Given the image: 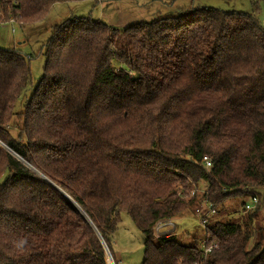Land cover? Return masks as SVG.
<instances>
[{
  "label": "trees",
  "instance_id": "1",
  "mask_svg": "<svg viewBox=\"0 0 264 264\" xmlns=\"http://www.w3.org/2000/svg\"><path fill=\"white\" fill-rule=\"evenodd\" d=\"M65 1L80 0H0V21L32 24ZM44 49V74L27 96L32 56L0 47V141L51 181L0 147V264H109L96 229L113 257L123 211L144 235L142 264H264V28L255 13L191 6L123 29L71 17ZM227 200L239 204L236 216L221 217ZM204 203L214 212L202 236L155 238L156 220Z\"/></svg>",
  "mask_w": 264,
  "mask_h": 264
},
{
  "label": "rangeland",
  "instance_id": "2",
  "mask_svg": "<svg viewBox=\"0 0 264 264\" xmlns=\"http://www.w3.org/2000/svg\"><path fill=\"white\" fill-rule=\"evenodd\" d=\"M191 6L223 9L233 12H246L256 14L264 28V0H80L65 1L54 4L48 14L32 24L23 25L16 16L11 15L8 20L0 21V47L20 49L23 53L31 55L30 68L32 71L31 83L24 95L29 96L36 88L44 74L46 56L44 55V45L50 38L55 26L65 19L71 17L91 16L93 19L106 22L110 26L123 29L138 22L160 19V17L175 16L183 13ZM1 13V9H0ZM1 18L4 19L2 16ZM5 18V19H6ZM13 19L14 22H11ZM13 28L15 31H13ZM24 97V96H23ZM22 98L19 101L21 104ZM19 104V105H20ZM205 190V185L201 184L198 193ZM261 207L258 221L264 220V188L260 189ZM259 198V199H260ZM242 199H238L240 203ZM249 200V199H248ZM259 203V202H258ZM239 205V204H238ZM233 200H227L222 216H236L234 211H240L239 206ZM199 210L187 209L179 216L171 217L173 223L177 225L173 236L187 237L188 235L202 236L205 226L200 224L204 214L209 217L213 214L210 206L204 205ZM199 216V217H198ZM204 219V218H203ZM208 219V216L207 218ZM203 223V221H201ZM206 225V224H205ZM154 230V229H153ZM154 236L156 237L155 231ZM205 237V236H204ZM113 259L114 264H142L144 260L145 242L144 235L134 223L127 212H122L118 223V230L113 239ZM207 244L214 245L209 241Z\"/></svg>",
  "mask_w": 264,
  "mask_h": 264
},
{
  "label": "built area",
  "instance_id": "3",
  "mask_svg": "<svg viewBox=\"0 0 264 264\" xmlns=\"http://www.w3.org/2000/svg\"><path fill=\"white\" fill-rule=\"evenodd\" d=\"M11 22H14L13 19H11ZM203 161L205 162L207 168L211 167V165H212L211 159H209L207 156H204ZM192 193H194V192H192ZM258 202H259V198L257 196L253 197L245 205L246 210L253 209L255 207V205L258 204ZM199 210L200 209H198V212H199ZM207 213H205V215L200 213V215L202 216V218L200 220V224H202L203 227L205 226V223L207 221V219H206L207 216L209 217V214H207ZM201 221H203V223ZM153 226H154L153 229L155 231L157 238H165V237L173 236L175 234L174 231L177 228V225H175L173 223V219H171V217L170 218L169 217L160 218L154 222ZM208 242H209L208 238L204 237L203 245L205 246V249H204L205 252L211 251L213 246H214V245L213 246L212 245L207 246Z\"/></svg>",
  "mask_w": 264,
  "mask_h": 264
},
{
  "label": "water",
  "instance_id": "4",
  "mask_svg": "<svg viewBox=\"0 0 264 264\" xmlns=\"http://www.w3.org/2000/svg\"><path fill=\"white\" fill-rule=\"evenodd\" d=\"M0 147L7 149L8 151H10L11 153H13L19 160L23 161L27 166H29L31 169H33L37 174H40L45 180L49 181L46 176H44L39 170H36L33 166H31L27 161H25L23 158H21L15 151H13L9 146L5 145L4 143H2L0 141ZM51 183V181H49ZM53 184V183H52ZM56 188H58L62 194L64 196H66V198L77 208V210L79 212H81L83 214V216L91 223V225L94 227L91 219L89 218V216L87 215L86 212L83 211V209L81 208V206L73 199L72 196H69L61 187L57 186L55 183L53 184ZM96 229V227H95ZM99 238L101 240V242L104 244L105 246V250H106V257L108 258V263L109 264H114V259L111 256V253L109 251V248L107 247L106 243H104L102 237L100 236L98 230L96 229Z\"/></svg>",
  "mask_w": 264,
  "mask_h": 264
}]
</instances>
